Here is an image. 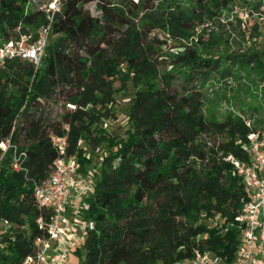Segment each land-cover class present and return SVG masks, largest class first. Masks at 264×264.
I'll return each instance as SVG.
<instances>
[{"label":"trees","instance_id":"trees-1","mask_svg":"<svg viewBox=\"0 0 264 264\" xmlns=\"http://www.w3.org/2000/svg\"><path fill=\"white\" fill-rule=\"evenodd\" d=\"M44 1L0 0V45L34 34L46 22ZM91 1L62 0L51 24L57 39L37 68L20 59L0 67V143L16 147L15 155L0 148V264H21L34 240L47 238L36 220L46 225L50 213L33 189L54 161L75 156L77 174L88 179L95 149L91 192L67 205L83 204V220L94 224L84 230L81 264H175L202 253L232 261L241 234L235 217L250 198L236 165L250 163L247 135L264 124L243 113L207 117L198 83L225 75L230 63L264 81V44L252 31L241 25L248 51L228 54L226 40L205 30L212 10L246 0H194L184 11L156 0H95L99 15L84 8ZM128 85L120 135L102 123L116 119L114 93ZM58 99L61 112L50 118L45 102Z\"/></svg>","mask_w":264,"mask_h":264},{"label":"built area","instance_id":"built-area-1","mask_svg":"<svg viewBox=\"0 0 264 264\" xmlns=\"http://www.w3.org/2000/svg\"><path fill=\"white\" fill-rule=\"evenodd\" d=\"M40 8L46 14V22L35 33L20 34L0 45V67L10 59L28 61L37 68L44 56L45 48L51 37V24L56 13L62 9V0H45ZM240 24L246 31H252V39L264 44V0H246L240 7ZM68 109H74L71 103H65ZM249 125L251 120H247ZM14 128L12 127V130ZM11 130V131H12ZM250 149V163L236 165L242 173L250 198L243 203L235 220L240 224V238L235 248L232 261H226L210 253L196 254L175 264H264V130L247 135ZM54 143L64 145V138L52 137ZM16 147L9 139L0 143L4 152ZM24 158L25 153L20 152ZM17 164L14 167L17 168ZM86 180V175L77 174L75 156L57 158L52 170L42 183L33 189V198L38 207L47 208L50 218L43 224L41 218L36 220L39 228H45L47 238L34 240L33 253L21 264H67L70 247L74 243L73 228L63 220L66 193L70 188ZM93 221H86L81 228L92 230ZM160 264V263H157Z\"/></svg>","mask_w":264,"mask_h":264},{"label":"rangeland","instance_id":"rangeland-1","mask_svg":"<svg viewBox=\"0 0 264 264\" xmlns=\"http://www.w3.org/2000/svg\"><path fill=\"white\" fill-rule=\"evenodd\" d=\"M118 3L120 0H111ZM194 0H156L155 4L161 5L163 8H170V10L178 9L184 11L185 9L194 5ZM96 2L91 1L84 5V8L88 9L91 14L99 15L96 8ZM241 5H228L226 8L214 9L216 11L214 18L210 19L205 26L206 33L212 35V38H220L227 46L228 54H234L239 52L248 51L250 41L245 40L241 35L240 9ZM236 18L238 20H236ZM204 28H200V30ZM198 33H200L198 31ZM57 39V35H52L49 40ZM219 44L215 43L212 46V52L214 54L221 53ZM171 51V50H168ZM228 72L221 76L215 75L212 78L199 82L198 88L202 93L203 111L207 117L220 119L228 112L243 113L244 117L254 119L255 121H261L264 124V81H261L257 73L253 70H249L246 67L239 68L237 65L230 63ZM115 87H118L116 82ZM133 94V90L128 85L125 91L115 92V106L114 111L116 113V119L104 121L103 127L107 131L115 130L122 135L123 130L126 128V117L129 106V98ZM45 113L50 118H54L61 112V99H58L56 103L51 100L45 102ZM101 151L95 149L92 155L91 166L88 167L86 179L79 183L82 189H78V192H71L75 197H79L84 193H90L92 188V182L95 175L98 172V165ZM80 192V193H79ZM67 195L69 192L66 193ZM77 201V200H75ZM67 205H71L68 203ZM71 208V207H70ZM63 221L67 224L70 223L75 234V240L73 246L70 247L67 257V264H81L84 254L83 248V234L84 230L81 228L85 221L83 220L86 215V210L83 204L77 205L70 210L64 207ZM76 250H78L76 252Z\"/></svg>","mask_w":264,"mask_h":264},{"label":"crops","instance_id":"crops-1","mask_svg":"<svg viewBox=\"0 0 264 264\" xmlns=\"http://www.w3.org/2000/svg\"><path fill=\"white\" fill-rule=\"evenodd\" d=\"M79 185H76V186H74L73 188H70L69 189V194L67 195L66 194V197H65V205H66V207H67V204H68V202L69 203H71V202H73L74 200H79V197H75V196H73L72 194H71V192L73 193V192H78V189H76V188H79V189H82V186L83 185H81L80 187H78ZM80 193V192H79ZM71 205H72V203H71ZM74 239H75V234H74ZM73 246V245H72Z\"/></svg>","mask_w":264,"mask_h":264}]
</instances>
